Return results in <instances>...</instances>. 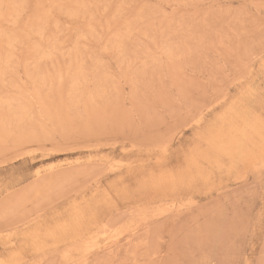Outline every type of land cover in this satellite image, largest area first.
Listing matches in <instances>:
<instances>
[{"label":"rangeland","instance_id":"rangeland-1","mask_svg":"<svg viewBox=\"0 0 264 264\" xmlns=\"http://www.w3.org/2000/svg\"><path fill=\"white\" fill-rule=\"evenodd\" d=\"M0 264H264V0H0Z\"/></svg>","mask_w":264,"mask_h":264},{"label":"bare ground","instance_id":"bare-ground-1","mask_svg":"<svg viewBox=\"0 0 264 264\" xmlns=\"http://www.w3.org/2000/svg\"><path fill=\"white\" fill-rule=\"evenodd\" d=\"M256 154V153H255Z\"/></svg>","mask_w":264,"mask_h":264}]
</instances>
